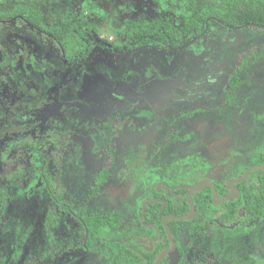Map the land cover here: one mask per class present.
Wrapping results in <instances>:
<instances>
[{
    "label": "rangeland",
    "instance_id": "1",
    "mask_svg": "<svg viewBox=\"0 0 264 264\" xmlns=\"http://www.w3.org/2000/svg\"><path fill=\"white\" fill-rule=\"evenodd\" d=\"M199 1L206 12L219 7L232 9L242 1L257 6L264 2ZM18 2L33 15L41 12L44 24H53L55 30L72 13L89 15L97 38L92 56L71 65L50 41L33 34L28 27L14 23L3 26L0 40L8 62L0 69V189L6 191L0 195V264H108L106 242L137 233L132 228L131 214L141 199L137 190L139 178L126 173L110 179L93 199L99 210L122 216V226L115 230L104 226L88 251L77 248L48 257L59 248L50 240L73 243V239L83 236L81 226L67 215L50 225V211L54 214L57 209L44 189L34 191V179L28 176L18 177L23 180L18 185L12 174L17 171L13 161L19 152L56 119L64 118L72 125L74 150L67 175L71 172L73 180L68 187L78 199L81 193L77 187L88 188L90 177L105 159L100 151L104 134L109 129L113 131L111 127L117 123L118 136L113 143L123 154L126 145L154 142L160 126L170 121L171 124L175 113L181 121L191 116L195 124H189L198 126L196 131L201 138L203 133H210L212 167L217 170L213 177L228 171L218 167L222 150L244 146L245 154L248 148L257 150L264 146L260 119L264 113V56L244 75L239 107L218 112L224 81L237 62V54L264 47L263 29L227 30L212 21L206 34L183 49L167 52L159 45L143 46L126 54V47H115L127 44L135 33L160 27V20L151 19L171 14L177 0H0L3 8L15 7ZM188 27L189 20L184 17L177 26L180 39L189 34ZM121 53L124 56L120 57ZM24 66L30 68V77L24 71L14 82ZM67 71L76 78L78 71L79 78L87 74L76 85L67 82ZM258 227L260 253L254 254L259 264H264V236L261 225ZM250 233L256 237L257 231L250 229Z\"/></svg>",
    "mask_w": 264,
    "mask_h": 264
},
{
    "label": "flooded vegetation",
    "instance_id": "2",
    "mask_svg": "<svg viewBox=\"0 0 264 264\" xmlns=\"http://www.w3.org/2000/svg\"><path fill=\"white\" fill-rule=\"evenodd\" d=\"M199 3V0H177V7L171 10V14H160L157 15L159 18L156 16L157 19H151L160 20L158 22L160 27L135 33L127 44L123 46L118 43L120 45L115 49L123 50L126 47L129 50L126 54L143 46L153 48L155 45H159L167 52L183 49L186 44H190L206 34L212 21L227 30L252 27L264 30V24L233 25L217 15L219 13L226 16L225 14L231 12L233 8L219 7L208 9L206 12L200 8L201 4ZM205 4L204 2L203 5ZM245 4H251L258 8L264 2L257 6L242 1L238 2L234 8H243ZM0 8L3 11L7 10L1 3ZM161 9L165 10L164 7ZM86 16L95 27L93 19L89 15ZM184 17L189 20V34H185L186 36L183 34L184 39H180L181 32L177 26ZM1 18L2 16H0V37L3 35V26L13 23L18 27L26 26L33 34L44 37V41H50L67 64L72 65L88 60L94 53V41L97 38L95 28L86 30L88 36L85 42L88 43V46L81 45L76 48V57L71 58L72 54L68 53L67 46L64 45L66 42L63 44V34L66 32L59 34L60 30H55L53 24L49 23V27L43 24L42 28H37L32 23V19H28L23 14L10 17L5 21ZM30 18L33 17L30 16ZM164 22H168L172 29H165ZM162 34L166 36V40H162ZM141 36L149 37L150 41L139 43L138 39ZM186 37L187 39H185ZM263 48L249 49L246 53L237 54V62L224 81L222 101L218 112L223 109L239 107L244 75L247 70L257 66L259 62L243 65L242 58L250 52H259ZM0 50L3 57L0 61V69H2L8 62V53L2 48L1 40ZM122 56H124L123 53L120 57ZM24 71L30 77V68L24 66L14 82L18 81ZM66 74L68 75L67 82L79 85L87 73L81 75L83 76H80L81 78L78 76L79 71L78 74L76 73L77 78L68 71ZM233 75L238 78L235 85L232 84ZM9 87L10 85L6 89ZM50 101L52 102V100ZM60 102L59 100L57 104ZM227 114L232 115V113ZM228 115L225 117H229ZM178 117L179 115L175 113L172 116L171 124L170 121L166 126H160V132L157 133L154 142L126 145L123 154L114 148L119 125L117 123L112 126L111 129L115 130L109 129L107 134H104L101 143L100 151L105 156L102 165L90 177L92 182L88 188L81 190L77 187L78 192L81 193L80 199L74 197L68 187V182L73 180L71 172H69L70 176L67 175L68 167L72 168L70 155L74 150L72 147V125L68 121L64 122V118L56 119L43 134L38 132V138L30 139L29 145L21 150L13 161V168L17 171L12 176L17 179L18 185L23 181L18 177H32L34 191L37 188L44 189L57 209L54 214L50 211V225L54 224L53 220H60L62 216L67 215L79 223L83 235L82 238L80 235L79 239H73V243L50 240V243L57 244L59 248L57 250L55 248L54 256H48L49 258H55L57 255L77 248L88 251L104 226L113 230L122 226L124 223L122 216L112 211L99 210L98 205L93 203V199L100 195L110 179L115 176L122 177L127 173L139 178L137 190L141 199L139 202L136 201V209L131 214L132 221H134L132 228L136 229L137 233L127 239L106 242L110 253L108 264L114 262L115 254L112 244L117 242H125L139 256L138 258L129 254L127 256L129 264H154L157 261H160L159 264H259V259L254 253L256 252L257 255L260 253L258 226L261 225L260 230L262 229L261 233L264 236V217L256 215L249 217L245 203L248 195L255 196L260 193L264 169L254 168L244 180H236L244 176L251 167L264 166V146L257 150L246 147L249 150L245 154L244 146L222 150L218 167H226L228 171L221 177H213V173L217 170L212 167L211 147L210 141H208L210 133H203L201 138V134L196 131L198 126L189 124L190 122L195 124V120L191 116L183 121L178 120ZM251 119L253 120V118ZM260 119L264 128V113ZM232 181L233 183H231ZM201 183H204V186L194 190ZM0 190V195H5V189ZM231 194H234L233 198L221 201ZM96 213L108 214L110 217L112 215L119 219V223L117 225L103 224L95 236L91 235L88 219ZM168 215H189V217L184 219L169 217L167 219L171 229V234H169L165 224V217ZM157 220L160 221V224L157 223ZM243 222H245L244 226H242ZM240 227H242L241 230L236 231ZM250 229L257 231L256 237L250 233ZM236 243L239 244L237 250Z\"/></svg>",
    "mask_w": 264,
    "mask_h": 264
},
{
    "label": "trees",
    "instance_id": "3",
    "mask_svg": "<svg viewBox=\"0 0 264 264\" xmlns=\"http://www.w3.org/2000/svg\"><path fill=\"white\" fill-rule=\"evenodd\" d=\"M18 8V9H17ZM18 14H23L28 17V19H32V23L36 25L37 28H42L44 24V20L42 17V13L36 11L33 15L30 9H27L23 5L15 4V7L9 6L7 10L3 11L0 8V16H2L1 19L5 21L6 19L10 17H16ZM218 16L222 17L226 22L233 24V25H243V24H250V23H259L264 24V4L261 7H255L251 4H245L243 8L237 7L233 8L231 12H228L227 14L221 15L217 14ZM33 17V18H30ZM165 25V29L171 30V26L169 27L168 22L163 23ZM94 25L92 22L88 19V16L86 15H80L75 13H72L65 19V23L58 27L57 29L60 30L59 34L61 32H66L63 34V44L67 46V50L69 54L71 55V58L76 57L75 53L76 48H79L81 45H84L85 47L88 46V43L85 42L86 37L88 34L86 33V30H92L94 29ZM58 34V36H59ZM162 40H166V36L164 34L161 35ZM139 43H145L149 42V37L141 36L138 39ZM74 48V49H73ZM264 56V48L261 49V51L256 52H250L246 54L242 58V64L243 65H249L252 63H255L260 60ZM2 53L0 50V61H1ZM242 65V66H243ZM238 82V78L236 75L232 76V84L235 85ZM245 206L247 208L248 216L252 217L254 215L264 217V177L261 181V189L260 193L258 195H248L247 201L245 203ZM149 214V211L147 212V215ZM160 224V221L157 220ZM89 226H90V233L91 235H96L100 231V227L103 224H115L117 225L119 223V219L116 217H111L108 214H101L96 213L91 218L88 219ZM246 222V221H245ZM245 222H243L242 226L245 225ZM242 227L237 228L236 231L241 230ZM111 247V244H110ZM112 248L114 250L115 259L113 264H129L130 262L127 259V256L129 254L137 256V254L125 243V242H117L112 244ZM139 258V256H137Z\"/></svg>",
    "mask_w": 264,
    "mask_h": 264
},
{
    "label": "water",
    "instance_id": "4",
    "mask_svg": "<svg viewBox=\"0 0 264 264\" xmlns=\"http://www.w3.org/2000/svg\"><path fill=\"white\" fill-rule=\"evenodd\" d=\"M254 168H263V169H264V166H254V167H251L250 169H248V170L246 171V173H245L244 176H242L241 178H239V179L236 180V181H242V180H244V179L248 176V174L250 173V171L253 170ZM231 183H233V181H232ZM203 186H204V183H201L200 185L196 186V187L194 188V190H198L199 188H201V187H203ZM233 188H234V190H235V187H234V186H233ZM215 196L217 197V194H216V193H215ZM233 196H234V194L228 195V196H226L224 199H222L221 201L231 199V198H233ZM193 212H195V211L193 210ZM169 217L174 218V219H184V218L189 217V215H188V216H187V215H185V216H174V215H170V216H169V215H168V216L165 217V224H166V226H167V229H168L169 234H171V229H170V226H169V224H168V222H167V219H168ZM160 260H161V259H160ZM159 263H160V261H157V262L154 263V264H159Z\"/></svg>",
    "mask_w": 264,
    "mask_h": 264
}]
</instances>
